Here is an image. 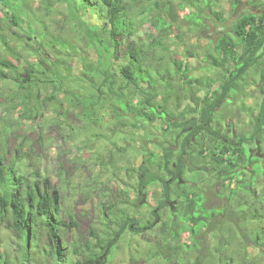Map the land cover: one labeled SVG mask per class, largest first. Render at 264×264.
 I'll list each match as a JSON object with an SVG mask.
<instances>
[{
    "label": "clouds",
    "instance_id": "obj_1",
    "mask_svg": "<svg viewBox=\"0 0 264 264\" xmlns=\"http://www.w3.org/2000/svg\"><path fill=\"white\" fill-rule=\"evenodd\" d=\"M262 77L264 0H0V264H264Z\"/></svg>",
    "mask_w": 264,
    "mask_h": 264
},
{
    "label": "trees",
    "instance_id": "obj_2",
    "mask_svg": "<svg viewBox=\"0 0 264 264\" xmlns=\"http://www.w3.org/2000/svg\"><path fill=\"white\" fill-rule=\"evenodd\" d=\"M260 32V29H255L253 32L249 33L248 35L251 36L252 40L253 41H257V44H259V40H258V36L257 34ZM32 38L29 37V41H31ZM249 43L251 44V41H249ZM229 47H234V46H229ZM257 50H258V47H257ZM225 51H227V49H225ZM251 66V62L249 63H246L244 64L243 67H240L238 70H237V74H241V73H244L246 71V69H248L249 67ZM262 79H264V77H262ZM219 103V101L217 102ZM167 118V117H165ZM170 125H172L173 127L175 126V121L174 120H169L168 121ZM189 134V136H191V133H192V129L191 128H184L183 131L181 132V135H184V134ZM177 139H179V137H177ZM187 139L185 140V144L187 145ZM225 147L223 148V153L224 154H227L229 152L232 153L233 156L236 155L237 151L240 150V148L242 147L241 145H238L236 143H231L229 144L227 141H224L223 142ZM250 159V158H249ZM252 160L253 162H257V161H260L262 159H259V158H253V159H250ZM227 163L228 167H235V165L232 163L231 160H226L225 159V155H220L218 158H217V167H222L223 164ZM173 168H176L178 167V165L176 164H173L172 165ZM13 184H15V178H13ZM0 195H3V196H10L11 197V201H8V200H5L4 203H17L18 201H24L26 200L27 204L29 207L32 206V201H33V197H35V199L37 201H40L42 202V197H41V193H40V189L39 188H34L32 192L28 193V194H25L23 192H21L18 188L15 190V191H12V192H5V193H0ZM158 211V209H157Z\"/></svg>",
    "mask_w": 264,
    "mask_h": 264
},
{
    "label": "flooded vegetation",
    "instance_id": "obj_3",
    "mask_svg": "<svg viewBox=\"0 0 264 264\" xmlns=\"http://www.w3.org/2000/svg\"><path fill=\"white\" fill-rule=\"evenodd\" d=\"M259 144V143H258ZM258 144H257V147L254 149V148H248V152H250V156H249V158L250 159H253V158H259V159H262V160H264V155H262V157H259L260 156V154L258 153V150H257V148H258ZM181 184H183L184 182L182 181V180H180L179 181Z\"/></svg>",
    "mask_w": 264,
    "mask_h": 264
},
{
    "label": "rangeland",
    "instance_id": "obj_4",
    "mask_svg": "<svg viewBox=\"0 0 264 264\" xmlns=\"http://www.w3.org/2000/svg\"><path fill=\"white\" fill-rule=\"evenodd\" d=\"M21 23H22V21H21ZM29 37H31V36H28L27 37V39H28V42H29V44L31 43V41H29ZM17 40H20V36H19V34H17ZM32 38V37H31ZM61 107H63V104H61ZM53 114H55V110H53ZM233 143H235V142H233ZM249 148V147H248ZM251 148V147H250ZM248 156H250V152H248ZM182 180V179H181ZM183 181V180H182ZM184 182V181H183Z\"/></svg>",
    "mask_w": 264,
    "mask_h": 264
},
{
    "label": "water",
    "instance_id": "obj_5",
    "mask_svg": "<svg viewBox=\"0 0 264 264\" xmlns=\"http://www.w3.org/2000/svg\"><path fill=\"white\" fill-rule=\"evenodd\" d=\"M257 150H258V153H259V144H258V148H257ZM259 157H262V155H260Z\"/></svg>",
    "mask_w": 264,
    "mask_h": 264
}]
</instances>
